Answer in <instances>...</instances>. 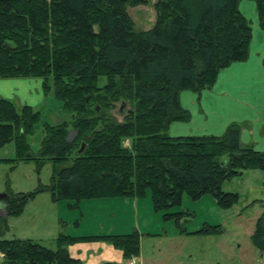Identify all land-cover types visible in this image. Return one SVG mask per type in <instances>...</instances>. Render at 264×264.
Segmentation results:
<instances>
[{"label":"trees","instance_id":"trees-1","mask_svg":"<svg viewBox=\"0 0 264 264\" xmlns=\"http://www.w3.org/2000/svg\"><path fill=\"white\" fill-rule=\"evenodd\" d=\"M239 1L156 0L154 26L136 32L127 8L144 0H0V79L40 80L44 96L51 94L65 115L58 124H43L34 154L28 141L40 111L0 99V149L15 148V157L0 165L52 168L48 186L6 193L0 264H80L69 248L87 242H103L124 260L139 256L137 232L60 233L54 250L4 239L6 218L19 217L40 193L72 209L84 201L140 200L148 193L156 213L179 208L184 195L193 202L209 195L223 210L237 203L238 195L223 192V183L244 171L264 172V152L240 143L239 125L221 136L170 137L168 129L190 120L181 92L210 90L223 69L247 59L251 28ZM248 1L264 31V0ZM117 104L129 106L121 122L112 114ZM183 214L163 218L179 224ZM220 232L215 226L194 234ZM251 244L264 255V212Z\"/></svg>","mask_w":264,"mask_h":264},{"label":"rangeland","instance_id":"rangeland-1","mask_svg":"<svg viewBox=\"0 0 264 264\" xmlns=\"http://www.w3.org/2000/svg\"><path fill=\"white\" fill-rule=\"evenodd\" d=\"M144 1V5L127 8L136 32L150 30L155 24L156 0ZM240 5L254 6V3L242 1ZM46 99L39 108L40 122L28 141L34 154L40 146L43 124L55 125L56 119L65 118L53 96L50 94ZM128 110L129 106L121 108L117 104L112 114L121 122ZM14 157L12 143L0 149V159ZM11 168L8 164L0 165V194H26L50 184L49 163L39 170L32 162H19ZM222 191L238 195L237 203L229 209L218 208L209 195L196 202L184 195L179 208L159 213L153 211L149 193L140 200L84 201L73 209L69 202L55 203L48 193H40L28 201L19 217L6 218L7 231L3 238L31 240L54 250V239L60 233L100 236L137 232L140 253L134 258L136 264H264V255L251 244L255 224L264 212V172L244 171L242 176L224 182ZM178 212H184L179 224L163 218V214ZM215 226L220 228V233L194 234L204 227ZM130 261L124 260L123 264Z\"/></svg>","mask_w":264,"mask_h":264},{"label":"crops","instance_id":"crops-1","mask_svg":"<svg viewBox=\"0 0 264 264\" xmlns=\"http://www.w3.org/2000/svg\"><path fill=\"white\" fill-rule=\"evenodd\" d=\"M242 1L248 0H240L238 10L251 28L247 59L223 69L210 90L179 94L180 106L189 112L190 120L171 124L170 137L221 136L229 125L237 124L240 143L264 152V31L259 27L255 5H240ZM41 84L38 79H0V99L39 111L47 100ZM0 215L5 217L3 202ZM69 251L80 264L124 263L121 253L103 242L78 243Z\"/></svg>","mask_w":264,"mask_h":264},{"label":"water","instance_id":"water-1","mask_svg":"<svg viewBox=\"0 0 264 264\" xmlns=\"http://www.w3.org/2000/svg\"><path fill=\"white\" fill-rule=\"evenodd\" d=\"M83 147H84V145H82V147H81V149L79 150V152L82 151ZM6 199H7L6 194H0V203L4 202V200H6Z\"/></svg>","mask_w":264,"mask_h":264},{"label":"built area","instance_id":"built-area-1","mask_svg":"<svg viewBox=\"0 0 264 264\" xmlns=\"http://www.w3.org/2000/svg\"><path fill=\"white\" fill-rule=\"evenodd\" d=\"M1 258V255H0ZM131 261L129 262V264H135L134 258L130 259Z\"/></svg>","mask_w":264,"mask_h":264}]
</instances>
